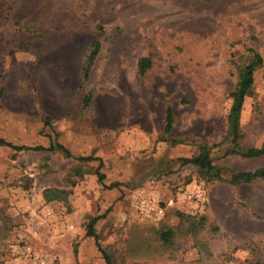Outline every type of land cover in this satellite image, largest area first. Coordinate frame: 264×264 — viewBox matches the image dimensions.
<instances>
[{"label": "rangeland", "instance_id": "1", "mask_svg": "<svg viewBox=\"0 0 264 264\" xmlns=\"http://www.w3.org/2000/svg\"><path fill=\"white\" fill-rule=\"evenodd\" d=\"M46 36L60 43L61 59L76 61L63 90L66 122L44 124L71 157L58 149L0 154V263L34 264L18 252L14 234L22 231L35 250L55 257L51 264H105L85 236L97 217L111 264H264V179L229 182L233 171L264 166V155L243 157L226 137L229 94L252 49L262 64L240 109V145H264V0H0V73L17 74L13 59ZM95 41L83 81L79 63ZM143 56L150 66L141 74ZM12 79L16 90L19 78ZM70 133L92 137L85 148ZM203 144L220 171L208 180L179 161ZM45 189L60 199L42 202Z\"/></svg>", "mask_w": 264, "mask_h": 264}, {"label": "crops", "instance_id": "2", "mask_svg": "<svg viewBox=\"0 0 264 264\" xmlns=\"http://www.w3.org/2000/svg\"><path fill=\"white\" fill-rule=\"evenodd\" d=\"M59 46L60 43L48 40L46 36V40L42 41L40 45H36L35 47H33V45L31 46L32 50L30 53L26 46L27 52L13 59L14 64L16 63L19 65V72L17 74L9 75L4 71L0 73V106L4 107L6 110L4 113H0V137L5 141L15 145H40L47 148L51 143L50 136L52 133L51 130L47 131V126H44L45 121L47 120L52 127L55 126V122H66L64 119H66L70 113L71 104L66 98L68 95H66L63 90L68 87L67 83L72 79L70 74L73 73V65H75L73 63H76V61L70 62L67 56L61 59L59 56L60 54H58L60 49ZM82 62L83 58L79 63L80 71L83 65ZM15 72H17V70ZM12 78H19L20 87L16 90H13L10 86L13 80ZM110 114L112 115L113 113ZM109 117L108 113L106 120H111V122L116 120L114 123L117 128L119 125L118 118L113 119L112 116L110 119ZM33 119L36 121H30ZM36 124H38V126L33 128L34 131L29 129L30 125ZM5 131H9V133H4ZM70 134L72 137L76 138L81 145H84L85 148L87 147V139L92 137V133ZM111 135L114 136V133H111ZM18 136H23L26 139L29 137H36L37 140L35 144L15 142L14 137ZM104 138V140H106L105 143L108 144L110 140L108 134L104 136ZM6 148L8 147L0 146V154L4 155L7 150ZM27 150L16 151L11 149V154L23 153L22 151ZM5 162L6 167L9 163L7 160ZM76 179H81V177ZM42 202H45L44 198ZM71 212L72 216L70 215L66 219L65 229H68V225H73V218L76 217L73 216V214H77L79 210L74 209Z\"/></svg>", "mask_w": 264, "mask_h": 264}, {"label": "trees", "instance_id": "3", "mask_svg": "<svg viewBox=\"0 0 264 264\" xmlns=\"http://www.w3.org/2000/svg\"><path fill=\"white\" fill-rule=\"evenodd\" d=\"M98 42L95 41L91 45V50L89 51L88 55L85 56L86 58L83 59L82 62V78L83 81H86L89 76V69L91 62L93 60V57L96 53V49L98 47ZM252 52V59L250 61L243 65L239 69L238 73V79L234 86V88L231 90L229 96L231 98V103L229 106V111L226 117V137L231 138V142L233 146L237 149L236 152L241 154L243 157L247 158H254L264 155V145L261 147H246L243 148L240 145V138H241V132H240V124H239V116L242 109L244 97L246 96L247 92L251 88L253 84V73L255 69L262 64L261 55L250 49ZM150 59L147 56L140 57L137 62L138 72L144 73L147 68L150 66ZM90 101V94H86L83 98V106H88ZM172 108L171 106H167L164 110L165 112V126L164 131L169 132L172 128L173 123V112H171ZM48 121H45V124H47ZM176 142V140H173ZM0 146H6L11 149H14L16 151L20 150H27V149H33V150H47V151H54L55 149L61 150L62 153L67 156L71 157L70 151L64 147L60 143H50V145L45 148L43 146L37 145V146H26V145H15L11 142L5 141L3 138L0 137ZM81 160H92L95 159V157L86 156V157H79ZM210 148L207 145H200L198 148V151L190 156V157H180L179 161L182 162V164H191L196 167L198 175H200L201 178L208 180L211 176H219V169L216 168L212 161H210ZM103 177V174L98 173V178L101 180ZM264 179V166H258L255 167L252 170H242V171H233L230 175L229 182L233 185L238 184H248L257 180ZM62 193H59L56 189H45L44 191V198L45 200H56L60 199ZM97 220V217H91L86 224L85 227V236L93 237L95 240V244L97 246V249L102 255V258L105 260V264H111V260L109 255L106 253L104 249L100 246L98 242V237L94 229V224ZM170 238V233H164L162 235L163 240H168ZM1 264V263H0Z\"/></svg>", "mask_w": 264, "mask_h": 264}, {"label": "built area", "instance_id": "4", "mask_svg": "<svg viewBox=\"0 0 264 264\" xmlns=\"http://www.w3.org/2000/svg\"><path fill=\"white\" fill-rule=\"evenodd\" d=\"M142 203H144V201L141 199L140 206H142ZM155 210V212L159 214L162 213L161 208H156ZM14 238L17 244L20 245V249L18 252L23 258H26L34 264H51L54 262L55 257L52 254L35 250L31 243L28 241V237L26 236V234L22 231H16V233L14 234Z\"/></svg>", "mask_w": 264, "mask_h": 264}]
</instances>
